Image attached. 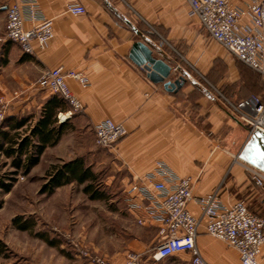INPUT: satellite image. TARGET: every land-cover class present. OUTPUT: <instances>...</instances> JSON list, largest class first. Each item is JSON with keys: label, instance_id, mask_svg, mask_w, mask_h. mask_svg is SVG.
I'll return each instance as SVG.
<instances>
[{"label": "crops", "instance_id": "crops-1", "mask_svg": "<svg viewBox=\"0 0 264 264\" xmlns=\"http://www.w3.org/2000/svg\"><path fill=\"white\" fill-rule=\"evenodd\" d=\"M14 1L0 0V14L5 15L2 8ZM36 1L41 14L52 20L54 36L44 49L34 43L31 55L22 53L15 44L0 42V96L8 106L6 117H24L39 111L51 97L37 86L47 71H85L89 85L86 88L67 79L71 92L83 106L82 113H60L59 119L65 115L60 123L74 129L85 125L94 131L99 121L109 119L125 128L126 136L107 150L124 174L118 180L123 194L130 182L150 172L156 161H162L178 177L191 178L193 197L217 190L226 205L242 201L252 213L264 215L261 189L245 168L234 162L239 154L234 148L244 127L222 102L248 96L224 95L204 78L212 61L224 59L228 53L187 16L183 0ZM68 4H80L86 13L73 16L65 11ZM235 5L242 6L240 2ZM2 29L0 38L4 24ZM138 42L172 68L170 81L178 77L184 80L178 91L168 93L161 84L150 83L146 72L130 61L129 52ZM123 204L130 223L137 225L141 221V230L158 233L157 225L144 210L128 209ZM187 209L199 215L193 203H188ZM196 244L200 256L209 264H240L233 249L207 236L203 228ZM125 248L137 254L135 264H145L146 246L140 238ZM174 257L190 264V256L185 253ZM106 258L112 264H126L122 252Z\"/></svg>", "mask_w": 264, "mask_h": 264}, {"label": "built area", "instance_id": "built-area-1", "mask_svg": "<svg viewBox=\"0 0 264 264\" xmlns=\"http://www.w3.org/2000/svg\"><path fill=\"white\" fill-rule=\"evenodd\" d=\"M187 16L200 24L209 38L239 63L259 75L264 83V0H183ZM242 4L237 7L235 3ZM5 12L4 35L0 42L19 47L26 55L33 52V44L44 49L54 36L52 20L40 12L36 0H15L2 8ZM65 11L73 16L85 14L84 7L68 4ZM67 79L81 88L88 87L85 71L59 68L47 71L37 86L50 96H58L69 107L67 115L82 113L81 102L73 95ZM228 109L243 126L248 136L254 131L264 134V99L251 95L240 101L224 100ZM7 103L0 100V125L5 119ZM96 147L111 150L126 136L122 125L109 119L99 121L94 127ZM257 188L264 187V172L237 156ZM191 178H180L164 162L156 161L151 171L132 181L124 190L123 200L128 209L144 210L149 220L157 225L158 244L149 255L152 262H159L185 253L190 264H209L200 256L196 238L200 230L233 249L240 264H260L264 261V218L249 211L242 201L226 205L217 190L209 195L193 197ZM193 203L199 212L194 216L187 209ZM139 226L143 222L138 221ZM89 264H112L104 257L80 253ZM126 264L138 262L134 252L126 255Z\"/></svg>", "mask_w": 264, "mask_h": 264}, {"label": "rangeland", "instance_id": "rangeland-1", "mask_svg": "<svg viewBox=\"0 0 264 264\" xmlns=\"http://www.w3.org/2000/svg\"><path fill=\"white\" fill-rule=\"evenodd\" d=\"M4 22L5 15L0 14V36ZM204 78L224 95L264 98V85L258 75L229 54L212 61ZM0 100H4L3 96ZM63 120L60 117L59 122ZM67 129L57 145L46 149L26 176L20 172L13 176L9 192L0 189V243L3 245L0 264H89L80 254L86 251L104 258L122 252L125 258L134 251L125 246L136 238L145 243V264H183L175 257L159 262L150 260L149 255L158 244V233L141 230L124 214L123 190L118 182L124 176L120 166L107 149L95 146L91 128L84 125L74 129L69 124ZM239 137L235 153L249 141L264 148V139L260 135L248 136L245 128ZM76 158H82L95 173L98 181L95 189L102 194L99 200L91 199L83 193L84 187L76 184L58 188L52 194L43 192L51 169ZM11 171L9 160L0 157V175L8 176ZM4 180V184L10 183ZM260 191L264 196V187ZM22 224H26L27 230H18Z\"/></svg>", "mask_w": 264, "mask_h": 264}, {"label": "trees", "instance_id": "trees-1", "mask_svg": "<svg viewBox=\"0 0 264 264\" xmlns=\"http://www.w3.org/2000/svg\"><path fill=\"white\" fill-rule=\"evenodd\" d=\"M68 110L66 103L53 95L36 113L4 119L0 125V157L9 160L13 171L8 176L0 175V189L9 192L13 176L19 172L26 176L39 163L43 152L57 145L68 130L66 123L59 122L58 114ZM4 178L10 183L4 184ZM97 182L95 173L83 159L76 158L53 167L47 185L42 188L44 193L52 194L58 188L76 184L84 187L83 193L89 194L91 199L99 200L102 194L95 189ZM18 230H27L26 224L18 225ZM2 248L0 243V253Z\"/></svg>", "mask_w": 264, "mask_h": 264}, {"label": "water", "instance_id": "water-1", "mask_svg": "<svg viewBox=\"0 0 264 264\" xmlns=\"http://www.w3.org/2000/svg\"><path fill=\"white\" fill-rule=\"evenodd\" d=\"M129 59L137 68L146 72V77L150 83L161 84L166 92H176L182 87L184 80L178 77L170 81L172 68L162 60L156 59L152 51L142 42L133 45L129 52ZM251 135H260L264 139V134L258 130L252 132ZM238 153L237 158L240 161L264 172V148H260L258 143L246 142Z\"/></svg>", "mask_w": 264, "mask_h": 264}, {"label": "bare ground", "instance_id": "bare-ground-1", "mask_svg": "<svg viewBox=\"0 0 264 264\" xmlns=\"http://www.w3.org/2000/svg\"><path fill=\"white\" fill-rule=\"evenodd\" d=\"M63 119H64V117H63Z\"/></svg>", "mask_w": 264, "mask_h": 264}]
</instances>
